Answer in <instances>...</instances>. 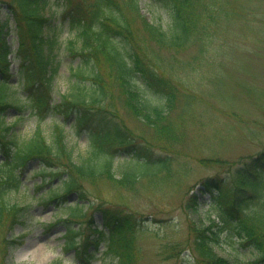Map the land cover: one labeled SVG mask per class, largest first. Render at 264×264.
<instances>
[{
	"label": "trees",
	"instance_id": "16d2710c",
	"mask_svg": "<svg viewBox=\"0 0 264 264\" xmlns=\"http://www.w3.org/2000/svg\"><path fill=\"white\" fill-rule=\"evenodd\" d=\"M59 1L65 5L72 2L55 0ZM90 1V6H73L65 13L75 33L74 39L68 41V49L74 56L85 58L87 74L80 68L74 71L71 76L76 90L61 96L56 104L51 93L57 73L54 48L58 33L49 14L51 0H12L7 4L8 13L0 17V252L11 248L14 241L8 239L7 233L12 225L20 222L21 214L28 208L10 205L5 196L21 186V175L31 161L36 160L40 165L35 171L43 177L38 187L48 185L53 178L59 179L56 186L45 191V202L62 205L68 194H76V202L68 208L91 207L81 203L87 200L83 182L94 183L104 178L117 188L130 190L144 176L163 170L169 173V158L137 146L103 103L110 97L109 90L116 88L128 113L159 134L174 137L167 118L176 101V89L131 42L134 17L140 19L143 31L159 48L177 51L196 45L198 58L207 49L214 32L237 17L236 0H149L151 5L165 11L168 21L162 27L141 16L138 0ZM12 23L18 42L16 50L6 40ZM11 53L13 59H19L15 73L10 71ZM13 77H17L16 83ZM84 78L91 84L78 82ZM136 78L144 81V87L160 103L146 97ZM18 86L30 91L36 89L34 104L42 112L41 117L57 116L50 135H44L38 128L30 137H21L14 130L15 123L6 121L10 109L21 111L16 102L18 92L14 89ZM72 115L74 128L78 133L85 132L89 141V154L79 160L72 156L65 141L63 121ZM107 147L131 152L114 167ZM205 163L218 173L199 182L202 194L209 200L204 212L199 207L192 208L195 196L189 197L188 208L194 213L201 211L202 216L192 229L191 253L186 256V264L192 261L195 264H264V150L234 163L226 160ZM97 211L102 217V227L97 231L95 243H105L109 264H133L139 218L122 208L97 206ZM210 215L214 218L210 219ZM73 232L70 242L65 243L67 249L76 247L74 238L79 229ZM223 242L230 249L231 259L217 254L216 249H221Z\"/></svg>",
	"mask_w": 264,
	"mask_h": 264
},
{
	"label": "rangeland",
	"instance_id": "374dc122",
	"mask_svg": "<svg viewBox=\"0 0 264 264\" xmlns=\"http://www.w3.org/2000/svg\"><path fill=\"white\" fill-rule=\"evenodd\" d=\"M11 1L0 0V17L8 13L7 4ZM138 2L140 14L147 22L162 27L167 24L163 8L151 5L149 0ZM90 4V0H72L70 5L51 0L49 14L58 33L54 48L57 73L51 93L55 104L61 96L76 90L71 74L79 68L84 74L88 70L84 67L85 58L74 56L68 49V41L74 39L75 33L65 13L73 6L83 8ZM235 7L234 22L214 32L199 58L196 45L177 51L159 48L143 31L140 19L134 17L131 42L176 89V101L167 118L174 137L159 134L128 113L116 88L109 90L110 97L103 103L137 146L169 158V173L163 170L144 176L130 190L117 188L104 178L94 183L83 182L87 200L81 203L91 204V207L68 208L76 202L75 193L67 195L62 205L45 202V191L56 186L59 179L53 178L48 185L38 187L43 177L35 171L40 165L31 161L21 175V186L5 196L10 205H27L28 208L21 214L20 222L12 225L7 233L14 243L6 252H0V264H109L104 242L95 243L97 231L102 227L97 206L122 208L139 218L135 233L137 255L133 264H186V256L191 253L192 229L202 216L201 211L194 213L188 208L189 197L195 196L192 208L199 207L204 212L209 200L202 194L199 182L218 173L214 167L205 166V162L234 163L264 150V0H236ZM6 35L7 42L15 49L17 37L13 23ZM8 58L14 73L19 59H13L12 55ZM12 80L17 81L16 77ZM136 80L149 100L160 103L157 96L144 87L141 78ZM78 82L91 84L86 78ZM14 89L18 92L16 102L21 112L10 109L6 121L15 123L14 130L21 137H30L38 128L44 135H50L57 116L41 117L42 112L34 105L36 89L30 91L22 86ZM73 121V115L63 121L65 141L72 156L79 160L89 154V141L85 132L76 131ZM106 150L112 155L114 167L131 152L115 150V147ZM83 212L85 215L79 219ZM209 218L213 219L214 215ZM76 229H79L74 238L76 247L67 249L64 243L70 242ZM216 251L220 256L232 258L226 242ZM245 258L248 260L249 256ZM192 262L190 264H195Z\"/></svg>",
	"mask_w": 264,
	"mask_h": 264
}]
</instances>
